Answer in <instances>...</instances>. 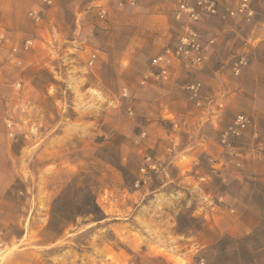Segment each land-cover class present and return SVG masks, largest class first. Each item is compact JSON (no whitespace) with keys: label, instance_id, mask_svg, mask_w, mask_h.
<instances>
[{"label":"rangeland","instance_id":"1","mask_svg":"<svg viewBox=\"0 0 264 264\" xmlns=\"http://www.w3.org/2000/svg\"><path fill=\"white\" fill-rule=\"evenodd\" d=\"M207 1L194 21L167 0L100 1L102 18L96 0H0V264H264V0L251 18ZM188 28L202 59H170L164 97L142 80ZM93 198L102 220L79 215Z\"/></svg>","mask_w":264,"mask_h":264},{"label":"built area","instance_id":"2","mask_svg":"<svg viewBox=\"0 0 264 264\" xmlns=\"http://www.w3.org/2000/svg\"><path fill=\"white\" fill-rule=\"evenodd\" d=\"M53 0H41L43 5H51ZM128 3H133V0H127ZM174 2L175 4V17L181 18L185 16L190 20H198L204 14H213L217 11V7L214 1L197 0L194 4H187L181 1L167 0ZM122 3V2H120ZM104 10L100 11V15L103 17ZM223 17H235L243 16L251 18L253 11L250 7L248 0H239L237 5L233 9L226 8L222 13ZM41 9H32L28 12V17L34 23H38L41 20ZM3 36L0 35V44L3 43ZM210 43L213 40L209 41ZM33 44V40L29 39L23 43L22 50H28ZM206 44H203L199 39V35L193 28H188L187 32L180 38L178 43L173 47H166L161 53L155 55L151 59V66L153 69L149 70L144 76L142 83H146L149 80L159 81L167 80L169 72L167 69V63L172 58L185 61L190 64L199 63L202 59V53ZM12 52H17V48L13 47ZM95 59V54L92 53L89 56L88 64L92 65ZM243 59L240 60V63ZM239 72V67L234 68V73ZM200 84L198 82L187 85V89L191 91L192 97L198 101ZM249 118L245 114H236L233 118L231 125L221 133L220 142L223 145L230 146L231 139L240 136L248 127Z\"/></svg>","mask_w":264,"mask_h":264},{"label":"crops","instance_id":"3","mask_svg":"<svg viewBox=\"0 0 264 264\" xmlns=\"http://www.w3.org/2000/svg\"><path fill=\"white\" fill-rule=\"evenodd\" d=\"M100 1L106 2L107 0H96V6H97L96 10L98 11L100 18H102V16L100 15V11L101 10L105 11L106 5L101 4ZM120 1L122 2V0H120ZM100 5H102V7ZM119 5H122V3L119 2ZM98 7H101V8L98 9ZM107 21H108L107 24H110V23H112L111 21H113V20L111 17H109V18L107 17ZM172 63H173V61L169 64V66L167 65V69H168V72L170 74V78L172 77L171 81H168V79H167V80H159V81L147 83V84H150L149 86H151V87L158 85V84L161 85L159 88L161 90L162 96H164V97L167 95L174 97V95L173 96L171 95L172 94L171 91L174 89V79H175L176 75L180 76V74H178V72H177V71H179V73H180V65H178L179 62L173 63V64ZM205 95H206V93H205ZM204 99H205V101L208 102V104H210L212 106L218 105L219 107L221 105H223V103L226 101L221 90L213 91V92L209 93L207 97L204 96ZM216 110H218L217 113L212 114L214 117H217L218 115H220V110L219 109H216ZM10 263H12V264H24V263H29V262L23 263V262L12 261Z\"/></svg>","mask_w":264,"mask_h":264},{"label":"trees","instance_id":"4","mask_svg":"<svg viewBox=\"0 0 264 264\" xmlns=\"http://www.w3.org/2000/svg\"><path fill=\"white\" fill-rule=\"evenodd\" d=\"M79 215L84 218H89L90 221H99L104 218V214L94 198L92 200L91 208L81 212Z\"/></svg>","mask_w":264,"mask_h":264}]
</instances>
